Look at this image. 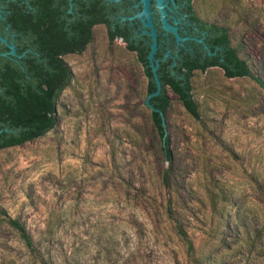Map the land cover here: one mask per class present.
<instances>
[{
    "label": "rangeland",
    "instance_id": "rangeland-1",
    "mask_svg": "<svg viewBox=\"0 0 264 264\" xmlns=\"http://www.w3.org/2000/svg\"><path fill=\"white\" fill-rule=\"evenodd\" d=\"M192 7L227 26L264 79V0ZM63 59L71 78L55 126L0 149V264H40L7 216L48 264H264V90L217 66L194 71L193 117L167 89L168 162L144 106L142 69L122 41L97 26Z\"/></svg>",
    "mask_w": 264,
    "mask_h": 264
},
{
    "label": "trees",
    "instance_id": "trees-1",
    "mask_svg": "<svg viewBox=\"0 0 264 264\" xmlns=\"http://www.w3.org/2000/svg\"><path fill=\"white\" fill-rule=\"evenodd\" d=\"M175 2L180 4L197 29L202 31L200 36H202L203 43L196 40L190 41L189 49L180 47L176 53H174L172 43L160 49L159 32L163 30L155 25L157 49L154 59L158 61L156 73L161 87L159 93L151 96L148 102L158 111L151 109L145 103L144 106L148 110L151 123L159 137L160 152L168 162L170 154L167 134L164 137V143L161 140L165 130L161 119L169 107L167 89L176 96L178 102L193 117L198 115L197 103L191 91V77L194 71H204L208 67L217 66L224 76L249 77L264 90V79L252 69L246 57L240 54L239 45L232 44L227 26L200 18L192 7V0H175ZM106 29L109 41L115 34H119L125 48L133 52L145 77V96L154 91L155 83L146 59L150 37L142 33L129 38V25L118 24L114 27L107 24ZM169 35L172 41L173 35L171 33ZM203 44L207 46V49L203 47ZM85 45L84 41L77 46L72 41H60V57L48 55L33 58L28 52L19 58V62H16L15 72L12 75H8L7 78L0 77V149L33 140L55 126L57 122L56 99L71 78V72L63 59V54L67 50L80 52ZM166 51L169 54L164 57ZM166 176L167 168L163 171L162 179L165 180ZM167 214L171 220L176 219L169 209H167ZM6 220L18 232L29 254L40 264H48L33 244L24 225L8 216ZM176 231L186 242L187 248L191 250L192 244L186 233L177 226Z\"/></svg>",
    "mask_w": 264,
    "mask_h": 264
},
{
    "label": "flooded vegetation",
    "instance_id": "flooded-vegetation-1",
    "mask_svg": "<svg viewBox=\"0 0 264 264\" xmlns=\"http://www.w3.org/2000/svg\"><path fill=\"white\" fill-rule=\"evenodd\" d=\"M139 9V0H0V77L12 75L16 62L28 52L33 58L60 57V41H72L76 46L83 41L87 44L93 39L97 26L104 27L108 40L107 24L129 25V38L139 36L142 34L141 21L127 18ZM169 16L170 23L177 21L178 34L188 38L176 43L173 37L171 41L169 33L159 32L160 49L172 43L176 53L180 47L189 49L190 41H195L192 37L202 38V31L180 4L175 2ZM153 21L154 26H160L154 6ZM116 39L120 40L121 35L115 34L110 41ZM10 46L14 53H10ZM69 53L78 52L67 50L63 55Z\"/></svg>",
    "mask_w": 264,
    "mask_h": 264
},
{
    "label": "water",
    "instance_id": "water-1",
    "mask_svg": "<svg viewBox=\"0 0 264 264\" xmlns=\"http://www.w3.org/2000/svg\"><path fill=\"white\" fill-rule=\"evenodd\" d=\"M139 3H140V9L137 12H135L133 15L128 16L127 18L128 19L138 18L141 21V25H142L141 32L145 33L150 37L149 50L147 52L146 59L153 81L155 83V90L148 93L145 96L144 103L147 104L151 109L158 111L156 108H153L148 102V99L151 96H154L159 93L161 87L156 73L158 61L157 59H154V53L156 52L157 49V33L153 21V6H154V10L157 12L159 17L160 28L165 32L171 33L176 43H180L183 40L187 39L188 37L180 36L178 34L176 20H173V22L170 23L169 11H171L173 7H175L174 0H139ZM124 18L125 17L123 16L122 19ZM192 39L203 43L202 38L192 37ZM203 47L207 49V46L205 44H203ZM10 53H14L12 46H10ZM168 54L169 52L166 51L164 53V57H166ZM161 121L164 125L163 118L161 119ZM165 135H166V131L164 130L163 135L161 137L162 143H164Z\"/></svg>",
    "mask_w": 264,
    "mask_h": 264
}]
</instances>
